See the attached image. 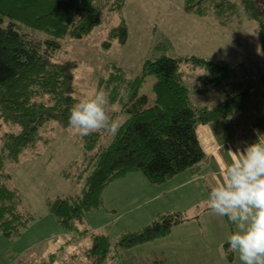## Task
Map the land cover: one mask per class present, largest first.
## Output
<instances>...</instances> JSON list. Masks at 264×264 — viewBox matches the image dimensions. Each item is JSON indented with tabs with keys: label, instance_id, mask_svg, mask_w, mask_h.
Returning <instances> with one entry per match:
<instances>
[{
	"label": "trees",
	"instance_id": "1",
	"mask_svg": "<svg viewBox=\"0 0 264 264\" xmlns=\"http://www.w3.org/2000/svg\"><path fill=\"white\" fill-rule=\"evenodd\" d=\"M125 5L126 0H0V121L18 126L16 133L0 137L3 237H20L35 220L33 215L22 211V197L9 185L7 162L18 163L25 152L34 151L44 133L56 129L54 123L69 128L70 109L79 102L73 87L75 65L54 61L62 48L61 42L91 35L102 24L106 12L122 13ZM183 10L199 17L214 15L222 24L241 13L247 14L258 26L264 58V0H185ZM127 36L122 21L108 37L123 41ZM183 63L207 73L205 86L223 87L220 93H225L224 100L214 107L195 106L185 83ZM244 66L197 56L162 55L146 60L141 74L128 79L113 65L101 85L111 104L121 101L127 117L106 147L100 145V132L80 138L83 149L90 155L82 192L51 200L50 214L63 229L75 232L88 214L104 209V191L130 174H141L154 186L186 172L199 175L206 154L197 129L246 110L252 94V87L248 86L251 82L247 85L228 82ZM259 66L256 63L254 68ZM149 77L155 79L153 98L139 94ZM257 78L264 79V72ZM253 125L264 130V113L254 119ZM63 176L68 178L66 172ZM187 221L183 212H161L141 230L122 233L115 243L105 234L91 233L93 246L87 256L91 264H106L114 259L112 250H131L165 237L175 226ZM165 261L160 255L152 264Z\"/></svg>",
	"mask_w": 264,
	"mask_h": 264
},
{
	"label": "rangeland",
	"instance_id": "2",
	"mask_svg": "<svg viewBox=\"0 0 264 264\" xmlns=\"http://www.w3.org/2000/svg\"><path fill=\"white\" fill-rule=\"evenodd\" d=\"M184 1L126 0L122 13L106 12L102 24L91 35L63 40L54 61L75 65L73 87L79 101L100 90L108 98L101 84L108 78L113 65L118 66L126 78L133 79L141 74L148 59L162 55L197 56L245 64L242 71L240 69L228 80L246 85L251 82L248 84L252 87L251 98L241 117L252 116L254 121L264 113V79L257 78L264 72V58L257 24L245 13L235 16L227 24H222L214 15L187 14L183 10ZM122 21L128 36L123 41L110 40V31ZM256 63L260 66L254 68ZM182 71L195 106L214 107L224 100L225 93H220L223 87L205 86L208 75L204 70L183 63ZM253 77L257 80L252 81ZM154 82L153 77L147 78L139 94L153 98ZM105 108L120 127L127 117L121 101L111 104L108 100ZM255 111L261 112L255 114ZM54 126L55 130L44 133L34 151L25 152L18 163L7 162L9 185L22 197V211L33 215L35 220L18 238L8 239L0 234V264H91L87 256L93 246L91 233L105 234L115 243L122 233L136 232L154 221L158 210L171 209L170 212H183L189 221L175 226L167 236L131 250H112L110 254L114 259L106 264H140V260L145 261L143 264H152L160 255L166 260L165 264H240L238 254L226 246L234 225L224 217L211 214L204 203L211 182H197L199 190L196 191L189 182L184 184L188 176L177 180L182 187L175 184L168 191L154 187L159 192L151 195L157 196L155 202H152L154 199L148 202L141 196L144 186L140 179H145L140 174H130L128 176L133 178L127 176L104 192V209L88 214L75 232L63 229L50 214L48 203L56 196L81 194L90 155L83 149L81 137L70 127L63 128L56 123ZM17 131V125L0 121V137ZM98 132L101 134L100 145L104 147L115 136L103 130ZM64 172L68 178L58 175Z\"/></svg>",
	"mask_w": 264,
	"mask_h": 264
},
{
	"label": "clouds",
	"instance_id": "3",
	"mask_svg": "<svg viewBox=\"0 0 264 264\" xmlns=\"http://www.w3.org/2000/svg\"><path fill=\"white\" fill-rule=\"evenodd\" d=\"M107 103L103 90L77 102L68 116L72 132L81 138L101 130L115 135L119 125L106 111ZM254 135L253 142L228 150L231 162L204 202L211 214L234 225L226 246L240 264H264V132L256 129Z\"/></svg>",
	"mask_w": 264,
	"mask_h": 264
},
{
	"label": "crops",
	"instance_id": "4",
	"mask_svg": "<svg viewBox=\"0 0 264 264\" xmlns=\"http://www.w3.org/2000/svg\"><path fill=\"white\" fill-rule=\"evenodd\" d=\"M260 112L261 111H255V114L257 113L259 114ZM241 116H242V113H238L234 115L232 118H229L227 120H217L210 124L201 125L198 127L197 129L198 138L206 154V158L202 166V172L199 175H192L190 173H188L189 175L180 174L179 176L170 180L171 182H167L160 186H154L148 183L146 180L144 181L140 177L141 178L140 180L142 181V184H143L142 186H144L142 189L141 196L147 198L148 202L151 199H154L152 202H155V198L157 196L152 197L151 195L154 194V192L158 193L159 189H155L154 187L163 188V190L166 188L165 190L167 191L169 187L173 188L175 184H178L177 187H182L181 185L183 184L182 183L179 184V182H177V180H179L181 176H184V179H186L188 176L189 178L188 180L184 181V184L185 183L187 184L189 182L191 186H193V188L191 186L190 188L194 190V188L196 187V191L199 190V185L196 184L199 181L204 182L208 180L209 182H211L210 184L211 187L215 186L216 182L222 178L221 176L222 170L231 162L232 154L229 153L228 150L229 149L236 150L237 148L244 147L246 143L253 142L256 139V136L254 135V130L258 129L261 132H264L262 128L254 127L253 118L252 116H248V113L246 115L248 116V118L245 116L243 118ZM182 174H185V173H182ZM58 175H60L61 178L62 177L65 178L61 173ZM129 176L128 178H133ZM125 179H127V176L121 180H125ZM121 180H118V181H121ZM146 183L149 185H147ZM208 186L209 185H207V187ZM105 203L106 202L104 200V205ZM142 206H145V204ZM171 210H158L156 215H158L161 212H166V211L170 212ZM112 211L114 212L115 210H112Z\"/></svg>",
	"mask_w": 264,
	"mask_h": 264
}]
</instances>
